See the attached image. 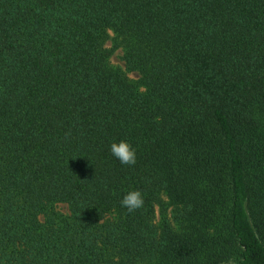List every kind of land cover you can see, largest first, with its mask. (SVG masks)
Instances as JSON below:
<instances>
[{"label":"trees","instance_id":"1","mask_svg":"<svg viewBox=\"0 0 264 264\" xmlns=\"http://www.w3.org/2000/svg\"><path fill=\"white\" fill-rule=\"evenodd\" d=\"M230 258L264 264V0H0V264Z\"/></svg>","mask_w":264,"mask_h":264},{"label":"clouds","instance_id":"2","mask_svg":"<svg viewBox=\"0 0 264 264\" xmlns=\"http://www.w3.org/2000/svg\"><path fill=\"white\" fill-rule=\"evenodd\" d=\"M110 152L120 164L134 166L137 163V150L127 140L114 141L110 145ZM144 204V194L139 189L128 191L121 200V206L129 212H134ZM226 264H233L230 258Z\"/></svg>","mask_w":264,"mask_h":264},{"label":"rangeland","instance_id":"3","mask_svg":"<svg viewBox=\"0 0 264 264\" xmlns=\"http://www.w3.org/2000/svg\"><path fill=\"white\" fill-rule=\"evenodd\" d=\"M107 47H111L112 44H111V41L108 40V42L106 43ZM121 55H122V52L120 49H115L111 56H110V62L112 65L114 66H119L121 68H123V62H122V59H121ZM128 76L131 78V79H136V74L135 73H128ZM56 209L63 213V214H67L68 213V208H67V205L64 204V203H59L56 205ZM160 219V216H159V213L158 211L156 212V222H158V220ZM223 264H226V263H223ZM235 264V263H233Z\"/></svg>","mask_w":264,"mask_h":264}]
</instances>
